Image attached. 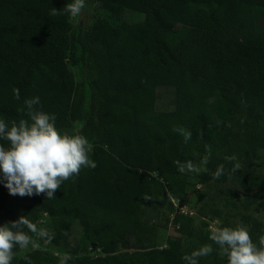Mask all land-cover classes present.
<instances>
[{"label":"trees","instance_id":"16d2710c","mask_svg":"<svg viewBox=\"0 0 264 264\" xmlns=\"http://www.w3.org/2000/svg\"><path fill=\"white\" fill-rule=\"evenodd\" d=\"M71 2L0 0V120L30 119L24 101L39 97L36 107L55 115L61 134L88 140L97 165L82 166L53 199L28 197L20 213L0 182V226L21 215L36 226L44 219L46 244L73 243L64 254L37 242L17 246L11 264H60L65 254L67 264H187L182 257L206 244L213 252L199 264H228L192 217L175 216V234L165 238L159 229L167 224L156 220L190 179L264 192V172L251 168L264 151V0H84L120 22L96 16L89 28L69 20ZM125 12L142 20L127 22ZM161 87L172 89L170 111L156 108ZM209 153L199 174L174 163L204 167ZM220 165L224 174L213 180ZM245 224L259 247L264 223Z\"/></svg>","mask_w":264,"mask_h":264},{"label":"clouds","instance_id":"9594fccd","mask_svg":"<svg viewBox=\"0 0 264 264\" xmlns=\"http://www.w3.org/2000/svg\"><path fill=\"white\" fill-rule=\"evenodd\" d=\"M84 7V0H72L64 10L71 17H76ZM58 14L53 7L50 15ZM14 95L16 99L20 98L19 89H14ZM24 103L30 119L10 123L0 120V139L8 142L7 148L0 144V172L3 174L0 182L13 196L45 194L47 199H53L62 182L78 174L82 166L95 168L97 165L89 159L88 140L79 134H61L55 127V115H49L36 107L40 104L39 97L25 100ZM190 139L191 133H185V143ZM209 158L210 153L201 160L204 167H198L191 161L181 163L177 160L174 163L182 173L187 170L199 174L207 171ZM225 159L234 161L236 157ZM237 168L239 164L235 165L233 171ZM223 174L224 165H220L212 173V178L218 179ZM25 228L41 238L52 239L46 230H38L27 216L21 215L17 220L0 226V264H11L17 246L21 250L27 249L30 244L33 248L37 247L32 237L24 231ZM209 239L219 245L228 264H264V236L260 237L258 247L243 225L215 229ZM212 252L213 247L206 244L182 259L187 264H199V258L209 256ZM69 259L71 257L65 254L60 264H67Z\"/></svg>","mask_w":264,"mask_h":264},{"label":"rangeland","instance_id":"374dc122","mask_svg":"<svg viewBox=\"0 0 264 264\" xmlns=\"http://www.w3.org/2000/svg\"><path fill=\"white\" fill-rule=\"evenodd\" d=\"M85 7L81 14L71 17L68 13L69 20L77 25L82 23L85 28H89L96 16L108 18L113 25H119V21L115 18V13L101 9L99 6L84 2ZM123 20L127 22H139L142 20L140 15L125 12ZM158 97L156 108L160 111H170L173 109V92L171 88L161 87L157 91ZM251 168L256 172H264V151H258ZM177 197L168 196V201L160 210L156 224L161 226L159 229L161 238L174 235V228L171 225L172 220L178 214H183L193 218V226L201 229L204 233L211 235L212 231L221 228L223 224L243 225L248 232L251 226L245 224L247 217H252L260 223H264V192H244L239 186L233 182L221 184H199L195 180L190 179L184 191L179 192ZM29 202L28 196L20 197L10 195L8 199V207L15 213H20L22 207ZM47 220L42 219L38 222L37 229H44ZM39 227V228H38ZM77 232V230L75 229ZM71 239L73 242L77 233ZM32 239L37 242L42 249H47L54 254H64L72 249L69 247H54L44 242L43 238L33 233ZM37 246V247H38Z\"/></svg>","mask_w":264,"mask_h":264}]
</instances>
